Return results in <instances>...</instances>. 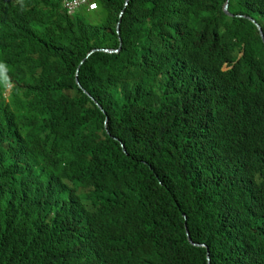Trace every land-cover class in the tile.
<instances>
[{"label":"trees","instance_id":"1","mask_svg":"<svg viewBox=\"0 0 264 264\" xmlns=\"http://www.w3.org/2000/svg\"><path fill=\"white\" fill-rule=\"evenodd\" d=\"M61 1L0 0V264H264V0Z\"/></svg>","mask_w":264,"mask_h":264},{"label":"clouds","instance_id":"2","mask_svg":"<svg viewBox=\"0 0 264 264\" xmlns=\"http://www.w3.org/2000/svg\"><path fill=\"white\" fill-rule=\"evenodd\" d=\"M97 2L96 0H62L61 1V5L63 7V9L67 12V13H75L80 9H83L82 12L84 11H91L92 9H95L97 7ZM122 11H120L119 13V17L121 15ZM82 14V13H81ZM120 22V19H118ZM117 20V21H118ZM117 23V22H116ZM117 31V30H116ZM119 32V31H117ZM97 48V47H96ZM104 47L101 48H97V49H102ZM105 48H112V47H105ZM114 49V48H112ZM119 49V47L117 48V50ZM104 50V49H103ZM117 50H112V51H117ZM108 51V50H106ZM184 215V214H183ZM185 217V215H184ZM202 243V242H199ZM200 245V244H198ZM205 246V244L203 245ZM208 252V251H207ZM209 255V254H208ZM209 260V258H207Z\"/></svg>","mask_w":264,"mask_h":264},{"label":"water","instance_id":"3","mask_svg":"<svg viewBox=\"0 0 264 264\" xmlns=\"http://www.w3.org/2000/svg\"><path fill=\"white\" fill-rule=\"evenodd\" d=\"M223 10L227 13V14H231V12L228 10V1L226 0L225 2H224V4H223ZM251 18V20H253L254 21V23L256 24V26H257V28H258V30H259V33H260V36H261V38H262V40L264 41V34H263V32H262V29H261V27H260V25L257 23V21L254 19V18H252V17H250ZM116 30L117 31H119V20L117 21V23H116ZM94 49H97V48H91L90 49V51H89V53L91 52V51H93ZM102 49H104V50H108V51H112V50H117V48H114V49H112V48H102ZM76 81H77V83H78V85L79 86H81V84H80V82H79V80H78V78L76 77ZM93 98V97H92ZM98 106H100L101 107V105L98 103ZM186 233H187V238H188V240L192 243V244H195V245H198V244H200V245H204V243H199V242H195V241H193L192 239H191V237H190V235L188 234V230L186 229ZM207 254V258H209V255H208V252L206 253ZM208 264H210V261L208 260Z\"/></svg>","mask_w":264,"mask_h":264},{"label":"rangeland","instance_id":"4","mask_svg":"<svg viewBox=\"0 0 264 264\" xmlns=\"http://www.w3.org/2000/svg\"><path fill=\"white\" fill-rule=\"evenodd\" d=\"M82 13H84V16L86 17V19H88L92 22H96L99 20V15H96L91 11H84Z\"/></svg>","mask_w":264,"mask_h":264}]
</instances>
